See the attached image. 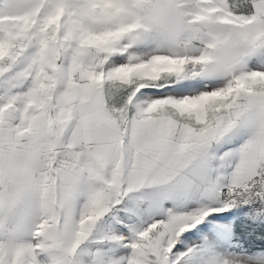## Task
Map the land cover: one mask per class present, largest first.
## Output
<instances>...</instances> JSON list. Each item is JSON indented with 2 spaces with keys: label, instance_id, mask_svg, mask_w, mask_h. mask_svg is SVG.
Masks as SVG:
<instances>
[{
  "label": "snow or ice",
  "instance_id": "snow-or-ice-1",
  "mask_svg": "<svg viewBox=\"0 0 264 264\" xmlns=\"http://www.w3.org/2000/svg\"><path fill=\"white\" fill-rule=\"evenodd\" d=\"M0 264H264V0H0Z\"/></svg>",
  "mask_w": 264,
  "mask_h": 264
}]
</instances>
